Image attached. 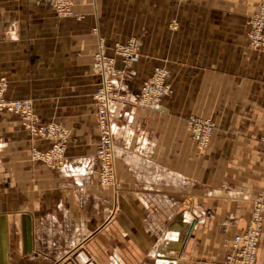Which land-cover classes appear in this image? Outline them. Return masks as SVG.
Here are the masks:
<instances>
[{
  "label": "crops",
  "instance_id": "0c3cea01",
  "mask_svg": "<svg viewBox=\"0 0 264 264\" xmlns=\"http://www.w3.org/2000/svg\"><path fill=\"white\" fill-rule=\"evenodd\" d=\"M51 3L0 0L4 96L31 99L40 121L66 132V164L47 167L30 153L50 142L0 112V264H217L264 178V48L247 38L258 0H77L73 17ZM99 36L108 52L141 43L111 112L118 196L94 172ZM162 64L173 94L159 112L140 109L132 100ZM192 114L216 125L202 155L185 126Z\"/></svg>",
  "mask_w": 264,
  "mask_h": 264
},
{
  "label": "built area",
  "instance_id": "2783aa9c",
  "mask_svg": "<svg viewBox=\"0 0 264 264\" xmlns=\"http://www.w3.org/2000/svg\"><path fill=\"white\" fill-rule=\"evenodd\" d=\"M75 0H56L55 12L62 16L72 15L71 4ZM248 39L254 48H264V0H258L256 9L249 19ZM138 41L129 39L126 42L113 45L111 53L106 52L103 38H99L97 49L92 54V72L96 74L99 81L92 95L95 106V122L100 132L97 141V155L102 157L110 156L112 152V129L111 112L114 106L123 101L122 88L133 76V65L139 61ZM166 70L156 67L152 74L144 80L139 87L132 102L140 108L152 110L160 109L162 96L169 92V86L165 83ZM5 89V80L0 79V111L10 109L23 122L25 129L34 137L52 138L55 135L51 124L41 122L34 114L30 99L14 100L7 102L2 98ZM205 127L203 143L210 132V124L204 119L194 120ZM264 142V135L261 138ZM65 145L62 142L55 143L52 149L44 154L38 153L37 158L41 159L48 167L64 166ZM251 222L247 230L232 236L227 244L224 257L217 264H255L258 255L260 242V229L263 223L264 211V182L257 193L254 204Z\"/></svg>",
  "mask_w": 264,
  "mask_h": 264
},
{
  "label": "rangeland",
  "instance_id": "374dc122",
  "mask_svg": "<svg viewBox=\"0 0 264 264\" xmlns=\"http://www.w3.org/2000/svg\"><path fill=\"white\" fill-rule=\"evenodd\" d=\"M55 1L56 0H51V2H52L51 5H52V8H53L54 12H55ZM76 3H77V0H75L71 4L72 15H70V16H62V15H59V14H57L55 12L56 15L59 16V17H73L74 16V7H75ZM253 13L250 15L249 19L251 18V16L253 15ZM249 19H248V29H249ZM247 34H248V30H247ZM99 38H103V37L99 36L98 37V42H99ZM247 38H248V35H247ZM129 39H135V40L138 41V44H139V46H138V53H139V57H140V45H141L140 41L137 38H129ZM126 41L127 40L120 41V42H116V43H122V42H126ZM104 42H105V47H106V41L104 40ZM248 42H249V39H248ZM116 43H114V44H116ZM113 45L110 47V51L108 52L107 49H106V52L111 53V50H112ZM249 45L251 46L250 42H249ZM97 46H98V44H97ZM251 47L254 48L253 46H251ZM254 49H257V48H254ZM261 49H263V48H261ZM139 60H140V58H139ZM91 62H92V60H91ZM156 67H162V68H164L166 70V73L167 74H166V77H165V83L169 86V92L166 95L162 96V98L160 100V109L159 110H152V109L140 108V107L139 108L140 109H143V110H147V111L159 112L162 109L163 100L166 99V98H168V97H170L173 94V88H172L171 83L169 82V69H168V66L166 64H162V65H159V66H155L153 68V70ZM153 70H152V72H153ZM132 71H133V68H132ZM152 72H151V74H152ZM141 84H140V86H141ZM6 87H7V83L5 81V89H4V92L2 93V98L5 101H7V102L8 101L9 102L14 101V100H8V99L5 98L4 93H5ZM138 90H139V88H138ZM18 100H22V99H18ZM31 102H32V100H31ZM32 109H33V103H32ZM3 110H8L10 112H13V111H11L8 108L3 109ZM195 119H197V120L204 119V122L206 121L208 124H210V132H209L208 136L206 137V141H205L206 143H203L202 142V139L205 138L204 137V135H205L204 130H205V127L206 126H203L202 124H199V123L195 124V122H194ZM41 122H43V121H41ZM21 123L23 125L22 120H21ZM45 123L52 125L56 136H53L52 138H47V139L46 138H42V139L48 140L50 142V146L47 147L44 150H38V149L33 148L31 150V153H30V158L33 161L42 162L44 165H46V164L41 159L37 158V154L38 153L44 154V153L50 151L52 149V146L55 143L62 142L65 145L64 157H65V153H66V144H65L66 132H65V130H63V128L58 123H56V122H45ZM185 126H186V128H187V130L189 132V135H190L191 140L193 141V143L195 145V148H196L197 153L199 155L204 154L207 151V149L209 147V144H210V141H211V139H212V137L214 135V131H215V126L216 125H215V122L213 121V119L210 116H206V115H196V114H192V115H188L185 118ZM23 127H24V125H23ZM96 128H97V126H96ZM24 129H25V127H24ZM97 131H98V134H99V137H100V132H99L98 128H97ZM263 135H264V130L259 134L258 141L261 144L264 145V142H262V140H261V138H262ZM113 147L114 146L112 144V152H111L110 156L102 157V156H98L97 155L98 146H97V143H96V145H95V154H94V162H95L94 172L96 174V185L100 189L109 188V189L112 190V192L114 193L115 196H118V194L120 193L121 187H122V183L120 182V180H119V178L117 176L116 167H115L116 166L115 165V155H114V148ZM65 159H66V157H65ZM74 161L75 162H78V160H73V162ZM46 166L48 167V165H46ZM263 182H264V178H263V181H262V185H263ZM256 195H255V197H256ZM255 197H254V199H255ZM254 199L251 202V209H250V214H249L248 222H247L246 226L239 233H243L245 230H247V228L249 226V223L251 222V218H252V214H253L252 208H253V204H254ZM263 213H264V211H263ZM263 222H264V215H263ZM262 227H263V223H262V226H261V229H260V231H261L260 232V241H261V235H262ZM80 245L83 246L84 244H80ZM259 246H260V242H259ZM83 247H85V246H83ZM83 250H85V249H83ZM85 252L87 253L86 254L87 257L90 256V255H88L90 252L87 251V249L85 250ZM88 259L90 260V257H88ZM36 264H46V263H39L38 262ZM54 264H81V262L80 261H77L75 259L74 260L73 259L70 260V259H66L65 258V259L54 260Z\"/></svg>",
  "mask_w": 264,
  "mask_h": 264
}]
</instances>
